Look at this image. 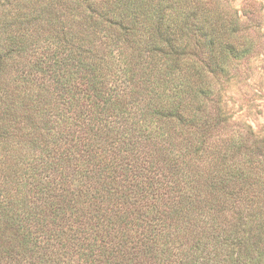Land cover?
<instances>
[{"label": "trees", "instance_id": "trees-1", "mask_svg": "<svg viewBox=\"0 0 264 264\" xmlns=\"http://www.w3.org/2000/svg\"><path fill=\"white\" fill-rule=\"evenodd\" d=\"M251 0H0V264H264V133L226 101Z\"/></svg>", "mask_w": 264, "mask_h": 264}, {"label": "rangeland", "instance_id": "rangeland-1", "mask_svg": "<svg viewBox=\"0 0 264 264\" xmlns=\"http://www.w3.org/2000/svg\"><path fill=\"white\" fill-rule=\"evenodd\" d=\"M246 0H232L239 8ZM259 15L257 27V52L239 68L244 82L233 80L226 90V101L233 115L264 133V0H251Z\"/></svg>", "mask_w": 264, "mask_h": 264}]
</instances>
